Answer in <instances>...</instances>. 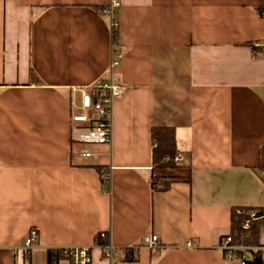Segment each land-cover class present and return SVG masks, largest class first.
<instances>
[{"label": "crops", "instance_id": "obj_1", "mask_svg": "<svg viewBox=\"0 0 264 264\" xmlns=\"http://www.w3.org/2000/svg\"><path fill=\"white\" fill-rule=\"evenodd\" d=\"M109 1L0 0V264H70L101 231L114 262L239 264L219 245L235 208H264V0H120L113 69ZM110 78L111 143L73 144L81 89ZM154 126L175 129L173 169H153ZM90 264L112 262L95 245Z\"/></svg>", "mask_w": 264, "mask_h": 264}, {"label": "built area", "instance_id": "obj_2", "mask_svg": "<svg viewBox=\"0 0 264 264\" xmlns=\"http://www.w3.org/2000/svg\"><path fill=\"white\" fill-rule=\"evenodd\" d=\"M120 7V0H110L103 9L104 14L110 19L113 44L111 69L119 64L122 57V52L116 47L119 29L118 11ZM125 90L126 86L114 78L101 79L96 84L81 89L80 104L76 108L77 111H73L70 116L71 142L73 144H110L112 140L113 104L117 98L122 96ZM81 155L83 157H90L92 154L85 152ZM182 161L183 158L181 156L175 157L176 163ZM262 176L264 180V172ZM102 178L105 179L104 183L106 185L110 184L109 173H103ZM235 214L240 217L243 216L240 226L238 229L231 230V232L223 237L219 248L230 260L237 254H240L239 264H247L251 258V251L256 249L255 246L246 244L248 231L253 221L261 220L264 217V212L260 208H248V210H245V208L237 207L235 208ZM38 235V230L35 227L31 228L25 236L22 245L16 248V255L27 257L34 247ZM142 241L143 245L149 246L153 250L159 245V238L155 234L145 235ZM95 245H98L102 249L104 255L109 258L112 264H138L137 262L113 261L114 245L108 231L99 232L93 245L71 246L64 249L63 253L67 256L70 264H90L91 251Z\"/></svg>", "mask_w": 264, "mask_h": 264}, {"label": "trees", "instance_id": "obj_3", "mask_svg": "<svg viewBox=\"0 0 264 264\" xmlns=\"http://www.w3.org/2000/svg\"><path fill=\"white\" fill-rule=\"evenodd\" d=\"M152 162L153 169H173L175 168L176 162L175 157L178 155V148L176 143L175 129L170 126H154L152 128ZM100 170V169H99ZM105 171L101 172V176ZM103 183L105 179L102 178ZM153 187L155 189L165 190L168 188V183L158 176L153 178ZM104 187L109 190V185L104 183ZM264 212V208H260ZM248 210V208H245ZM246 215V214H245ZM244 215V218H245ZM243 216H237L235 210L232 216V230L238 229ZM264 226V217L261 220L253 221L250 230L248 231V236L246 239V244L250 246H260V232ZM59 254V252H57ZM56 253V254H57ZM53 253L50 252V255ZM54 255V254H53ZM62 255L63 251H62ZM57 257V256H55ZM137 255L136 251L132 248L127 249L123 262H136ZM247 264H264V250L258 248V250L251 251V258L248 260Z\"/></svg>", "mask_w": 264, "mask_h": 264}, {"label": "rangeland", "instance_id": "obj_4", "mask_svg": "<svg viewBox=\"0 0 264 264\" xmlns=\"http://www.w3.org/2000/svg\"><path fill=\"white\" fill-rule=\"evenodd\" d=\"M261 171L264 172V161L263 164L261 165Z\"/></svg>", "mask_w": 264, "mask_h": 264}]
</instances>
